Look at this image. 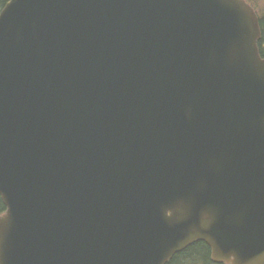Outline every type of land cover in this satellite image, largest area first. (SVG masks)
<instances>
[{
	"label": "water",
	"instance_id": "water-1",
	"mask_svg": "<svg viewBox=\"0 0 264 264\" xmlns=\"http://www.w3.org/2000/svg\"><path fill=\"white\" fill-rule=\"evenodd\" d=\"M244 0H10L0 264H264V60Z\"/></svg>",
	"mask_w": 264,
	"mask_h": 264
},
{
	"label": "trees",
	"instance_id": "trees-1",
	"mask_svg": "<svg viewBox=\"0 0 264 264\" xmlns=\"http://www.w3.org/2000/svg\"><path fill=\"white\" fill-rule=\"evenodd\" d=\"M10 0H0V12ZM257 12L260 19L262 31V0H247ZM259 47L262 52V37L259 41ZM5 206L0 197V214L5 211ZM167 264H216L211 257L210 248L202 242H198L188 247L181 253L176 254Z\"/></svg>",
	"mask_w": 264,
	"mask_h": 264
},
{
	"label": "flooded vegetation",
	"instance_id": "flooded-vegetation-1",
	"mask_svg": "<svg viewBox=\"0 0 264 264\" xmlns=\"http://www.w3.org/2000/svg\"><path fill=\"white\" fill-rule=\"evenodd\" d=\"M262 57L264 58V7L262 11Z\"/></svg>",
	"mask_w": 264,
	"mask_h": 264
}]
</instances>
